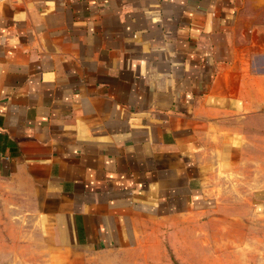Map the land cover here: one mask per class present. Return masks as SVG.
Wrapping results in <instances>:
<instances>
[{"label": "crops", "instance_id": "obj_1", "mask_svg": "<svg viewBox=\"0 0 264 264\" xmlns=\"http://www.w3.org/2000/svg\"><path fill=\"white\" fill-rule=\"evenodd\" d=\"M163 241L264 264V0H0V264Z\"/></svg>", "mask_w": 264, "mask_h": 264}, {"label": "rangeland", "instance_id": "obj_2", "mask_svg": "<svg viewBox=\"0 0 264 264\" xmlns=\"http://www.w3.org/2000/svg\"><path fill=\"white\" fill-rule=\"evenodd\" d=\"M262 120H263L262 117H258L255 119L257 127L262 126V124H263ZM228 213H230V212H228ZM235 229L236 228L231 227L230 230L232 231ZM213 234H215V233H213ZM37 235H38V233H37ZM208 241H209V244L216 246V242L220 241V239L216 238V236L214 235V236H212V238H209ZM152 242H153V240L144 239V245L150 246V250H151V248H154ZM31 243H32L33 250H37V252H38L37 254L33 253V255H32V262L33 263L45 262L46 260H49V259L51 260L52 258H54L53 255L50 253L44 254L46 251L47 242L43 238H40L38 236L33 237L31 240ZM197 243H198L197 239H192L193 245H195ZM160 250L161 251L163 250L165 252V259H166L165 261H161L160 264H180V263H178V260L175 259L174 254L171 253L172 249L168 246L166 241L162 242V244L160 246ZM193 250L199 251V248L194 247ZM39 251H41V254H39ZM46 252H49V250H47ZM50 260H49V262H50ZM145 260H146V258H145ZM76 264H83V263H76ZM84 264H86V263H84ZM207 264H234V263L231 261V258H228V261H225V263H224L222 256H220L219 258H216L215 255H212V256H208Z\"/></svg>", "mask_w": 264, "mask_h": 264}]
</instances>
